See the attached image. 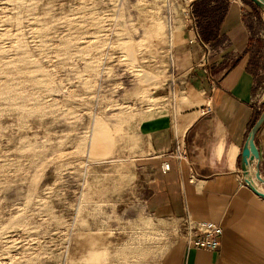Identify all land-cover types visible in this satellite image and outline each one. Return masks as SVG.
Returning <instances> with one entry per match:
<instances>
[{
	"label": "rangeland",
	"instance_id": "374dc122",
	"mask_svg": "<svg viewBox=\"0 0 264 264\" xmlns=\"http://www.w3.org/2000/svg\"><path fill=\"white\" fill-rule=\"evenodd\" d=\"M192 1L0 0V264L159 263L133 160Z\"/></svg>",
	"mask_w": 264,
	"mask_h": 264
},
{
	"label": "crops",
	"instance_id": "0c3cea01",
	"mask_svg": "<svg viewBox=\"0 0 264 264\" xmlns=\"http://www.w3.org/2000/svg\"><path fill=\"white\" fill-rule=\"evenodd\" d=\"M191 6L172 75L155 97L166 117L148 119L147 140L133 160L145 178L146 211L178 229L158 264H264V198L241 169L242 148L264 110V11L250 0ZM201 41L210 49L205 64ZM253 144L248 172L264 190V121ZM186 217L218 224L220 245L188 247L181 236Z\"/></svg>",
	"mask_w": 264,
	"mask_h": 264
},
{
	"label": "built area",
	"instance_id": "2783aa9c",
	"mask_svg": "<svg viewBox=\"0 0 264 264\" xmlns=\"http://www.w3.org/2000/svg\"><path fill=\"white\" fill-rule=\"evenodd\" d=\"M201 46L203 49L202 64H205L210 49L207 43L203 41H201ZM168 169V163H164L163 170L167 171ZM182 226L184 231L181 236L188 247L214 250L220 245L222 228L218 224L213 222L194 221L190 217H186L182 220Z\"/></svg>",
	"mask_w": 264,
	"mask_h": 264
},
{
	"label": "water",
	"instance_id": "95a60500",
	"mask_svg": "<svg viewBox=\"0 0 264 264\" xmlns=\"http://www.w3.org/2000/svg\"><path fill=\"white\" fill-rule=\"evenodd\" d=\"M252 1L258 8L264 11V0H250ZM264 121V110L260 114L259 118L256 120L254 125L251 127L246 142L242 148L241 153V169L243 171L245 181L247 185L259 196L264 198V190L260 189L253 178L248 172L249 166L253 160V139L256 131L258 130L260 124Z\"/></svg>",
	"mask_w": 264,
	"mask_h": 264
}]
</instances>
